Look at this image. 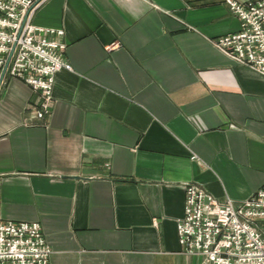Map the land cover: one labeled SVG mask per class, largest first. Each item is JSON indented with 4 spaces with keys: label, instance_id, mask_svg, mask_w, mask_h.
<instances>
[{
    "label": "crops",
    "instance_id": "1",
    "mask_svg": "<svg viewBox=\"0 0 264 264\" xmlns=\"http://www.w3.org/2000/svg\"><path fill=\"white\" fill-rule=\"evenodd\" d=\"M243 2L244 0H240ZM72 70L51 112L0 80V217L36 222L51 264H200L178 222L195 183L219 202L264 186V76L215 42L240 32L225 0H47Z\"/></svg>",
    "mask_w": 264,
    "mask_h": 264
},
{
    "label": "built area",
    "instance_id": "2",
    "mask_svg": "<svg viewBox=\"0 0 264 264\" xmlns=\"http://www.w3.org/2000/svg\"><path fill=\"white\" fill-rule=\"evenodd\" d=\"M47 0H0V80L26 82L39 97L37 117L49 115L55 77L72 70L62 30L36 26ZM240 20V32L216 47L228 58L264 76V0H225ZM185 215L178 222L182 253L200 264H264V186L248 200L219 202L201 186L186 188ZM52 248L36 222L0 217V264H51Z\"/></svg>",
    "mask_w": 264,
    "mask_h": 264
}]
</instances>
